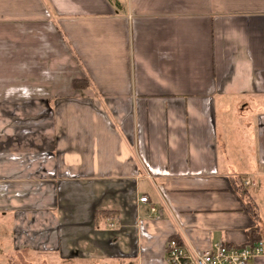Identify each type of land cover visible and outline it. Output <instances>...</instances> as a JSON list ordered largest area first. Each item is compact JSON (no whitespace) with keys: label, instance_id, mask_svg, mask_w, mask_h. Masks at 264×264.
I'll return each mask as SVG.
<instances>
[{"label":"crops","instance_id":"1","mask_svg":"<svg viewBox=\"0 0 264 264\" xmlns=\"http://www.w3.org/2000/svg\"><path fill=\"white\" fill-rule=\"evenodd\" d=\"M0 213L29 264L264 242V0H0Z\"/></svg>","mask_w":264,"mask_h":264},{"label":"built area","instance_id":"2","mask_svg":"<svg viewBox=\"0 0 264 264\" xmlns=\"http://www.w3.org/2000/svg\"><path fill=\"white\" fill-rule=\"evenodd\" d=\"M245 185L250 181L245 180ZM140 202L150 203L148 195L140 197ZM151 211L159 217L162 211L151 204ZM166 253L170 264H250V261L264 254V242L257 240L246 245L216 242L203 251L192 250L176 237L166 243Z\"/></svg>","mask_w":264,"mask_h":264},{"label":"rangeland","instance_id":"3","mask_svg":"<svg viewBox=\"0 0 264 264\" xmlns=\"http://www.w3.org/2000/svg\"><path fill=\"white\" fill-rule=\"evenodd\" d=\"M15 222L16 219L14 217H5L0 213V264H29V262L20 259L22 256L13 248L12 243L14 240L22 241L26 239L22 231L19 233L14 230ZM15 235H17L16 239Z\"/></svg>","mask_w":264,"mask_h":264},{"label":"trees","instance_id":"4","mask_svg":"<svg viewBox=\"0 0 264 264\" xmlns=\"http://www.w3.org/2000/svg\"><path fill=\"white\" fill-rule=\"evenodd\" d=\"M73 85H74L75 88L80 89V88L87 87L88 83H87V81L85 79H75V80H73ZM251 210H252V208H251ZM101 213L102 214H106L107 212L104 211V212H101ZM97 216H98V213H97ZM252 232H254V230H252Z\"/></svg>","mask_w":264,"mask_h":264}]
</instances>
